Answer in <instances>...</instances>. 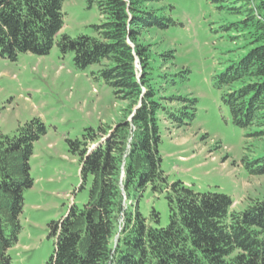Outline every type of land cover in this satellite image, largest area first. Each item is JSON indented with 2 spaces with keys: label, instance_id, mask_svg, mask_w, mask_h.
Returning a JSON list of instances; mask_svg holds the SVG:
<instances>
[{
  "label": "trees",
  "instance_id": "obj_1",
  "mask_svg": "<svg viewBox=\"0 0 264 264\" xmlns=\"http://www.w3.org/2000/svg\"><path fill=\"white\" fill-rule=\"evenodd\" d=\"M85 1L97 9L99 22L91 26L92 35L71 37L62 33L65 0H0V57L44 56L56 45L62 57L72 53L76 70L92 66L91 79L127 103V116L119 122L86 127L68 140L87 198L50 223L54 243L46 264H264V196L234 210L230 196L171 181L161 168L159 116L171 128H184L195 118L197 102L161 94L188 80L189 69L160 73V83L153 81L154 55L140 39L174 24L165 5L147 6L164 0ZM250 10L244 21L256 26L250 43H259L230 60L212 85L232 124L254 127L252 135L263 137L264 19ZM157 55L163 62L173 57L170 50ZM45 132L41 118L32 117L13 135L0 134V264H11L7 249L20 231L23 192L33 185L29 158ZM244 165L249 174L264 176V155ZM147 189L155 198L163 195L165 225L153 205L142 212Z\"/></svg>",
  "mask_w": 264,
  "mask_h": 264
},
{
  "label": "rangeland",
  "instance_id": "obj_2",
  "mask_svg": "<svg viewBox=\"0 0 264 264\" xmlns=\"http://www.w3.org/2000/svg\"><path fill=\"white\" fill-rule=\"evenodd\" d=\"M162 5L174 24L153 28L140 39L154 55L153 81L160 83V73L189 69L188 80L161 94L195 97L197 102L195 118L184 128H171L159 116L161 168L169 180H181L197 191L224 193L232 199L234 210H242L264 196V176L249 174L244 165L264 155V136H253L254 127L232 124L212 77L259 43H250L256 26L244 19L250 8L255 18L264 19V0L147 4L153 9ZM63 12L62 33L71 37L94 33L91 26L99 22L94 6L88 7L85 0H65ZM169 50L173 57L163 62L157 54ZM91 69L76 70L72 53L62 57L56 45L44 56L27 52L19 53L15 61L0 57V134L13 135L18 125L32 117L41 118L46 126L29 158L33 185L23 192L20 231L16 243L7 249L11 264H46L54 243L50 223L87 198V188H80L78 157L71 153L68 140L80 137L86 127L112 125L127 116V103L114 98L108 85L93 81ZM151 205L165 225L168 212L163 195L155 198L147 189L142 212L147 213Z\"/></svg>",
  "mask_w": 264,
  "mask_h": 264
}]
</instances>
